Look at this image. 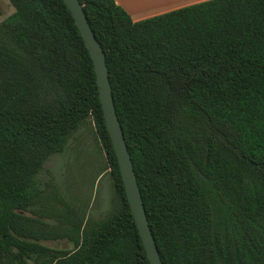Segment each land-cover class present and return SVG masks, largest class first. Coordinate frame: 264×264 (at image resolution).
<instances>
[{
	"label": "trees",
	"instance_id": "obj_1",
	"mask_svg": "<svg viewBox=\"0 0 264 264\" xmlns=\"http://www.w3.org/2000/svg\"><path fill=\"white\" fill-rule=\"evenodd\" d=\"M0 22V264H150L94 62L64 0ZM163 264H264V0H206L135 21L80 0ZM90 122L111 209L87 218L45 162ZM56 222V223H54ZM67 239L70 249L44 241Z\"/></svg>",
	"mask_w": 264,
	"mask_h": 264
},
{
	"label": "rangeland",
	"instance_id": "obj_2",
	"mask_svg": "<svg viewBox=\"0 0 264 264\" xmlns=\"http://www.w3.org/2000/svg\"><path fill=\"white\" fill-rule=\"evenodd\" d=\"M14 12L9 0H0V22ZM104 156L92 131V124H82L68 139L61 153L52 155L44 165L42 177H53L62 195L87 218L101 219L111 209L113 186L109 171H102ZM56 223V222H54ZM44 244L54 248L70 249L67 239L48 240ZM27 264H37L28 260Z\"/></svg>",
	"mask_w": 264,
	"mask_h": 264
},
{
	"label": "water",
	"instance_id": "obj_3",
	"mask_svg": "<svg viewBox=\"0 0 264 264\" xmlns=\"http://www.w3.org/2000/svg\"><path fill=\"white\" fill-rule=\"evenodd\" d=\"M71 10L76 24L85 40L92 56L96 71L99 97L104 117L110 134L124 182L127 198L136 221L143 245L150 264H163L160 252L152 233L145 204L134 170L126 138L115 108L109 70L103 46L98 41L89 23L88 17L80 0H64Z\"/></svg>",
	"mask_w": 264,
	"mask_h": 264
},
{
	"label": "crops",
	"instance_id": "obj_4",
	"mask_svg": "<svg viewBox=\"0 0 264 264\" xmlns=\"http://www.w3.org/2000/svg\"><path fill=\"white\" fill-rule=\"evenodd\" d=\"M132 17L138 21L173 9L206 0H116Z\"/></svg>",
	"mask_w": 264,
	"mask_h": 264
}]
</instances>
